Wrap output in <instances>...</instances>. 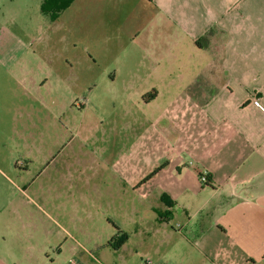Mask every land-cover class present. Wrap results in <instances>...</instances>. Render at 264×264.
Returning <instances> with one entry per match:
<instances>
[{
  "label": "rangeland",
  "instance_id": "374dc122",
  "mask_svg": "<svg viewBox=\"0 0 264 264\" xmlns=\"http://www.w3.org/2000/svg\"><path fill=\"white\" fill-rule=\"evenodd\" d=\"M42 2L0 0V63L48 79L13 95L0 65V264L156 259L142 227L164 222L166 207L157 181L149 192L135 185L159 167L162 143L173 144L160 115L184 95L199 55L183 48L177 69L173 52L155 50L143 0H65L57 15ZM113 225L129 236L119 251L106 245Z\"/></svg>",
  "mask_w": 264,
  "mask_h": 264
},
{
  "label": "crops",
  "instance_id": "0c3cea01",
  "mask_svg": "<svg viewBox=\"0 0 264 264\" xmlns=\"http://www.w3.org/2000/svg\"><path fill=\"white\" fill-rule=\"evenodd\" d=\"M143 1L145 37L157 38L148 41L155 50L173 52L177 69L183 48L199 55L184 95L160 115L161 133L173 144L156 130L165 149L159 167L135 185L149 192L157 181L156 196L172 202H163L164 222L142 227L145 254L154 264H264V0L231 10L226 0ZM245 17L256 26L251 36L234 30ZM0 65L13 95L48 82L22 76L31 70L19 61ZM156 97L152 90L145 103ZM175 212L180 219L169 231Z\"/></svg>",
  "mask_w": 264,
  "mask_h": 264
},
{
  "label": "trees",
  "instance_id": "16d2710c",
  "mask_svg": "<svg viewBox=\"0 0 264 264\" xmlns=\"http://www.w3.org/2000/svg\"><path fill=\"white\" fill-rule=\"evenodd\" d=\"M67 6H68V2H65V0H43V2L41 4V10H42L43 13L46 14L50 9H54L55 13L57 15L63 9H65ZM153 173L154 172L150 173L146 178H144L143 181H145L148 178H150L153 175ZM204 182H206V180ZM162 200L168 206L172 205V202L166 200L164 197H162ZM127 237L128 236H127V234L125 232H121L119 230V232H117L112 238H110V240H108L107 245H109L113 249H117L124 243V241L127 239Z\"/></svg>",
  "mask_w": 264,
  "mask_h": 264
},
{
  "label": "clouds",
  "instance_id": "9594fccd",
  "mask_svg": "<svg viewBox=\"0 0 264 264\" xmlns=\"http://www.w3.org/2000/svg\"><path fill=\"white\" fill-rule=\"evenodd\" d=\"M169 3H171V0H168ZM157 3L159 5L160 0H157ZM227 5L229 6V10H231V6L235 5L236 7H242V0H226ZM237 33L240 32H247L249 36L255 33L256 26L254 24L250 23V17H245L241 22L237 25H235L234 29ZM248 77H245V82H247Z\"/></svg>",
  "mask_w": 264,
  "mask_h": 264
},
{
  "label": "built area",
  "instance_id": "2783aa9c",
  "mask_svg": "<svg viewBox=\"0 0 264 264\" xmlns=\"http://www.w3.org/2000/svg\"><path fill=\"white\" fill-rule=\"evenodd\" d=\"M201 181H205V177L201 176ZM141 264H154L153 260L150 257H144L141 259Z\"/></svg>",
  "mask_w": 264,
  "mask_h": 264
}]
</instances>
